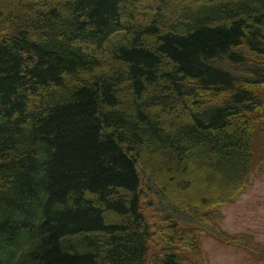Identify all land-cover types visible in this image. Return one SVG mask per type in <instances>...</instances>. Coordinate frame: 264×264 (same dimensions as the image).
<instances>
[{
  "label": "trees",
  "instance_id": "1",
  "mask_svg": "<svg viewBox=\"0 0 264 264\" xmlns=\"http://www.w3.org/2000/svg\"><path fill=\"white\" fill-rule=\"evenodd\" d=\"M168 1L0 0V264L249 250L213 223L264 164V0Z\"/></svg>",
  "mask_w": 264,
  "mask_h": 264
},
{
  "label": "rangeland",
  "instance_id": "2",
  "mask_svg": "<svg viewBox=\"0 0 264 264\" xmlns=\"http://www.w3.org/2000/svg\"><path fill=\"white\" fill-rule=\"evenodd\" d=\"M142 1L148 10L154 11L157 0ZM174 1L177 0H169L167 5L171 6ZM149 15L137 13L136 18H147ZM203 171L207 177L206 171ZM251 181L236 200L222 205L215 220V226L226 236H244L249 252L241 246H226L207 230L201 235V255H194L199 264H264V255L253 251L264 248V164L255 169Z\"/></svg>",
  "mask_w": 264,
  "mask_h": 264
}]
</instances>
